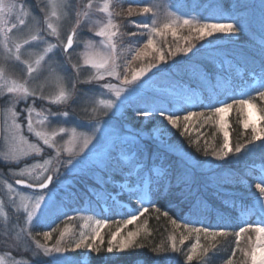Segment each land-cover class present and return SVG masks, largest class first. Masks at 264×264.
I'll return each instance as SVG.
<instances>
[{
    "label": "rangeland",
    "instance_id": "rangeland-1",
    "mask_svg": "<svg viewBox=\"0 0 264 264\" xmlns=\"http://www.w3.org/2000/svg\"><path fill=\"white\" fill-rule=\"evenodd\" d=\"M7 2L8 0H5V3ZM14 2L16 9L11 13L5 11L2 14L4 18L0 21V103L2 111L0 261L2 264H92L95 257L102 260L111 259L110 264H115L116 259L136 245L137 241L140 242L150 236L152 223L145 219V214L139 216L133 224L125 225L124 221L131 219L132 213L143 210L145 206L149 209L152 187L164 174L159 166L153 168L152 174L145 171L142 175L137 176L138 179L136 177L134 183H118L120 189L135 195L131 196L135 199L133 204L120 202L117 198L118 193L109 194L112 195L118 206L126 208L128 211L126 219L117 223H107L105 220L85 215L77 218L78 220L75 222L69 220L60 225L55 224L57 228L54 226L48 230L51 233L50 239L44 238L43 233L47 230L34 231L53 216V209L70 194L77 181L95 177L100 170L105 168L120 140H129L135 144L144 139H152L157 141L160 146L178 155L188 165L195 166L196 162L193 158L183 150L170 145L173 137L178 134L187 135L191 137L193 144H198L200 141L204 142V139L209 136V143H215V139L223 143L224 130L228 131L230 139V120L232 115H237L242 129L250 134V148L255 149L260 145L264 147V139L251 140L253 135L251 123L247 129L243 126V121L249 119L255 122L257 131L263 128V120L257 119V116L261 115L257 103L261 100H259L257 90L261 89L264 76L260 81L255 79L252 85L247 88L246 93L243 85L236 87V90L239 89L240 96L244 95L242 98H251L252 102L256 104L255 110L241 108L235 102L225 101L227 97H231L233 90L229 89L230 91L222 93L226 98L218 100L215 106H223L224 103L233 104L232 109L224 117L227 122L224 129L221 128L219 117L212 116L211 119H206L212 115L214 108H208L207 105L192 100L179 101L175 92H163V90H156L152 87L151 82L154 76L166 63L168 55L173 53L172 49H181L183 45L189 43L190 40L186 39L188 35L198 40L194 31L182 25L164 29L163 25L174 17L181 20L199 21L194 16L185 15L175 9L172 0H14ZM144 7H148L150 11L143 13ZM129 8L133 10L132 15L128 14ZM118 17L124 21L123 28L117 23ZM153 20L157 21L160 32L151 34L153 48L144 49L143 45L149 38V32L147 29L137 27L136 24H151ZM110 23L112 27H109ZM49 25L56 29L55 35L52 34ZM9 29L11 31H8ZM102 29H107L106 35L103 37L96 34ZM112 31H115L116 35L109 41L108 35ZM181 31H189L191 34H181ZM71 32H74V45L65 55L64 47ZM5 33H7L6 46ZM133 33L135 35H132ZM33 35H38L42 39L33 41L31 39ZM214 35L223 36L221 34ZM167 38L174 41V48H170L166 44L165 39ZM17 44L20 45L19 60L15 59ZM52 45L55 46L52 51H46ZM8 49L12 50L11 55ZM141 49H143V55L133 59L136 52ZM160 54L164 56L163 61L158 58ZM104 58H111L118 65L117 71L120 73V80L107 76L104 80L94 79L98 74H103L105 70L91 65L99 64ZM37 60L40 61L39 64L36 63ZM150 64L157 66L141 76L136 85L125 92L121 100L115 102L117 107L112 110L103 108L99 103L101 99H114V92L103 88L104 84L110 83L120 87L124 75L131 79L134 73L146 69ZM29 65L33 67L31 73L28 72ZM13 83L23 85L32 95L19 99L18 93H9L7 89ZM61 88L67 93L68 99L60 104L52 103V100L59 95ZM148 90L168 97L167 100L173 104L176 102L174 107L181 110L182 115H187L189 111H192L203 112L205 116L194 117L188 124V132H184L183 124L179 128H172L158 114L148 117L136 114L133 118L126 119L124 114L130 103ZM259 103L264 105V101ZM29 108L32 109L33 132L27 130ZM9 109L17 113L16 123L21 125L19 129L13 127ZM250 111H252L251 116H249ZM65 112L68 113L67 116L63 115ZM98 112H107V115H100L98 119L102 132L110 130V138L106 139L101 136L100 143H97L92 151L84 157L87 161L86 168L83 171L74 170L66 164L69 153L64 149H72L80 142V133H86L91 128ZM60 127H65L68 131L59 133ZM72 127L77 129L76 140L69 139ZM35 131H41L54 137L55 146L49 149L43 145V142L35 136ZM21 137L27 143H24ZM29 144H35L41 151L39 153L31 151ZM57 148L61 149L59 156L56 155ZM76 151L78 152L79 149L76 148ZM97 152L101 154L97 155ZM133 156L134 154L125 157L123 161L130 163ZM79 158L73 159V163ZM141 168L140 164L134 165L133 174H136ZM57 169H59L58 172ZM249 169L256 174L257 178L264 176V159L252 164ZM47 175H53V181L49 189L44 190L46 202L42 204L41 209L29 222L25 206L29 210L31 209V204L35 200V192L20 188L15 182L23 180L32 185H38ZM255 181L258 182V180ZM255 190L252 200L253 212L252 215L249 213L247 218L250 219L254 216L256 225L244 227L248 231L241 233L239 245L236 243V236H232L236 249L231 257L226 259L227 262L231 260L233 264H239V262L251 264L250 256L245 253H250L256 245L258 233L255 232V229L264 227V208L260 207L258 200L260 198L259 190L257 188ZM103 208L107 209L105 206ZM98 224L100 237L88 241L98 251H90L84 246L75 249L74 242L78 241L82 235L85 237L94 236ZM171 227H174L171 231L175 233L180 243L183 240L184 258L182 264H191L194 258L199 255L202 249V240H214L210 239L213 236L206 238L208 235L204 232L197 234L193 228L185 229L177 225ZM117 232L118 234L113 240L112 236ZM130 232L137 235L131 242H128L127 237ZM110 240L112 241V252L107 250ZM37 241L48 248H54L57 241H60L61 245L71 242L72 249L63 255L52 252L50 256H44L43 250L36 247ZM123 244L127 246L122 250L121 245ZM194 246L196 251L192 252ZM189 254L193 255L191 262L187 260ZM151 262L150 259L148 264Z\"/></svg>",
    "mask_w": 264,
    "mask_h": 264
},
{
    "label": "trees",
    "instance_id": "trees-1",
    "mask_svg": "<svg viewBox=\"0 0 264 264\" xmlns=\"http://www.w3.org/2000/svg\"><path fill=\"white\" fill-rule=\"evenodd\" d=\"M172 3L179 12L201 22H231L244 31L235 37L213 35L203 40L186 36L190 42L181 49H172L173 53L168 55L166 63L154 76L152 87L163 92L173 91L179 101L192 100L208 108L226 98L223 94L229 89L233 92L225 101L242 98L244 95L240 96L236 87L243 85L246 93L255 78L260 81L264 76V55L261 52L264 47V0H172ZM117 23L124 27L123 19L118 17ZM180 33L191 34L189 31ZM165 40L170 48H174L172 39ZM184 48L191 50L185 55ZM167 98L155 91H145L130 103L124 115L126 119L133 118L138 111L161 108L182 115V111L174 107L176 102L173 104ZM259 102V110L264 109ZM238 118L237 115L231 117L230 147L233 151L224 160L213 155L222 150V141L215 139V143H209L207 136L205 143L193 144L187 135L173 137L170 145L193 158L195 166L188 165L152 139L135 144L120 140L105 168L95 177L77 181L70 194L53 209V216L34 231H48L54 226L57 228V223L75 222L85 215L107 223L126 219V208L118 206L109 194L118 193L120 202L133 204L135 199L131 196L135 195L120 189L118 183H134L137 176L145 171L152 174L153 168L159 166L164 174L152 187L149 209L145 213V219L152 223V233L120 255L115 264H148L150 259L151 264H182L184 247L171 231L172 225L185 229L206 228L209 233L227 231V236L210 238L208 235L206 238L214 240H202V249L191 263L225 264L236 249L232 236L241 227L256 225L254 216L247 218L253 212L255 180H258L249 168L264 159V147L250 148V134L242 129ZM238 145L241 151L236 153ZM132 154L131 162L125 163L123 158ZM136 164L142 168L133 174ZM173 242L175 251L172 250ZM160 248L161 251H155ZM92 261V264L112 262L97 257Z\"/></svg>",
    "mask_w": 264,
    "mask_h": 264
},
{
    "label": "snow or ice",
    "instance_id": "snow-or-ice-1",
    "mask_svg": "<svg viewBox=\"0 0 264 264\" xmlns=\"http://www.w3.org/2000/svg\"><path fill=\"white\" fill-rule=\"evenodd\" d=\"M107 8V6H106ZM16 9V3L14 0H8L7 3H5V0H0V21L3 20V13L7 11L8 13L13 12ZM150 9L148 7H144L142 9L143 13H148ZM133 10L131 8L128 9V14L132 15ZM23 23V21H21ZM135 23V22H133ZM185 26L188 27L190 30L194 31L197 34V39L203 40L205 37H211L214 34H221L223 36H229V37H235L238 36L239 33L243 32V28H241L239 25L231 23V22H201L196 20H189V19H183L181 20L178 17H174L170 22L165 23L163 25L164 29H169L173 27H179V26ZM137 27L147 29L149 32V38L147 39V42L143 45L144 49L153 48V39L151 34H159L160 29L157 27V21L153 20L151 24L149 23H142V24H136ZM49 27L52 29V34H56V29L52 28L51 25ZM109 27H112L111 23L109 24ZM8 31H11L9 29ZM107 32V29H102L100 32L96 33L98 36H105ZM116 35L115 31H112L108 35L109 41H111V38ZM132 35H135L133 33ZM175 35V33H173ZM6 40H5V46L7 43V33H5ZM33 41L42 39V37L38 35H33L31 37ZM25 43H28V41H25ZM73 46V35H69L67 38V43L64 47V51L67 52L69 48ZM55 46H50L46 51L51 52L52 49ZM114 44L112 45V48L114 50ZM191 48H184L183 52L186 55ZM9 54H12V50L8 49ZM262 55H264V47L261 49ZM20 45L17 44L15 48V59H20ZM143 55V49L140 51H137L133 59L140 58ZM159 60L163 61L164 56L163 54L159 55ZM37 64L40 63L39 60L36 61ZM92 67L102 68L104 69L103 74H98L94 79L96 80H104L105 77H115L116 79L120 80L121 76L120 73L117 71L118 65L115 64L114 60L111 58H104L99 64L93 63L91 65ZM156 64H150L146 69H141L139 72H136L132 75L131 79L128 78L127 75H124L121 81L122 86L116 87L113 84L107 83L104 84L102 87L108 89L110 92H114V99H101L99 103L103 106L106 110H112L116 105V101L121 100L122 95L129 91L133 85H136V82L140 79L141 76L145 75L146 72L151 71L152 68L156 67ZM262 68H264V65H262ZM33 71V67L31 65L28 66V72L31 73ZM139 86L137 85V88ZM7 91L9 93H18L19 99H24L28 96H31L32 93L29 92V90L24 87L23 85H16L13 83L12 86L8 87ZM259 95V100L264 101V83H262L261 89L257 90ZM42 98V97H41ZM68 99L67 93L64 91L63 88H61L59 95H57L53 100L52 103L54 104H60L61 102ZM26 102V101H25ZM237 105H239L241 108H247L249 110H255L256 104H254L251 100V98H239L235 99L234 101ZM13 104H15V101H13ZM211 108H214V112L212 115L206 117V119H211L212 116H216L220 118V125L221 128L224 129L225 124L227 123L224 119L225 115L229 112L230 109H232L233 104L231 103H224L223 106H215L210 105ZM95 111V110H94ZM262 113H264V109H260ZM9 114L13 121V127L16 129H19L21 127L20 124L16 123L17 113L15 111H12L9 109ZM138 115H142L144 117H148L153 114H158L163 118V120L167 121L168 125H171L172 128H179L181 127V124L184 126V132L189 131L188 124L193 120L194 117H204L205 114L203 112H192L189 111L187 115H181L180 112H172V111H165L164 109H156L153 110H142L138 111ZM64 116H67L68 113H63ZM100 115H107V112H98L96 114V118H94V121L92 123L91 128L86 133H80V142L76 144V146L72 149H64V151H68L69 153V159L66 161V164L73 168L74 170L79 169L83 171L87 166V161L84 159L88 155L89 152L92 151V149L96 146L97 143H100L101 136H104L106 139L110 138V130L101 131V128L99 127V119L98 117ZM252 115V111L249 112V116ZM47 119V118H45ZM258 120H264V115L257 116ZM27 130L29 132H33V122H32V109H28V117H27ZM251 123L252 127V141L261 140L264 139V128H261L259 131H257L256 124L254 121H250L249 119H245L243 121V126L245 129L249 127ZM68 131L65 127H60L59 133H66ZM58 133V134H59ZM97 133H100V135H97ZM77 129L75 127L71 128V135L69 137L70 140H76L77 139ZM35 136L38 137L42 142L43 145H46L49 149L53 148L54 145V137L48 136L46 133L41 131H35ZM21 140L24 143H27L26 140H24L23 137H21ZM76 148L79 149V151H76ZM29 149L35 153H39L41 149L37 147L35 144H29ZM233 149L230 147V139H229V133L227 130H224L223 135V148L220 152L213 153L216 159L218 160H224L230 152H232ZM241 151V146L238 145L235 148V152L239 153ZM26 154V153H25ZM61 154V149H56V155L59 156ZM97 155H100V152L96 153ZM76 157H80L76 160L75 163H73V159ZM5 159H7V156H5ZM47 171V169H45ZM59 169H57V172ZM23 175V173H21ZM39 179V178H38ZM53 181V175H47L44 176L41 182L34 186L32 184L25 185L28 188H34L38 189V191H35V200L34 203L31 204V209L29 210L27 206H25V211L27 212V219L29 222L32 221L33 217L36 215L37 211L41 209L42 204L46 202V196L44 195V190L49 189L50 184ZM17 184H23V181L17 180ZM255 187L259 190L260 198L258 200L260 201V207L264 208V176H261L258 178V182L255 184ZM148 211V207H143V210H137V212H134L131 214V219H127L124 221L125 225L133 224L139 216H143ZM167 215V213H165ZM175 223V221H173ZM99 224L97 226V231L95 232L94 236H81V238L78 241L74 242L75 249H80L82 246L87 247L90 251H98L97 248H94L92 244L88 243L89 240H96L100 237L99 232ZM193 231H195L197 234L204 232L206 235H211L213 237L216 236H227L229 233L227 231H212L211 233L208 232L206 228H194ZM248 231L247 228L241 227L239 232L235 233L236 236V243L239 245V240L241 233ZM255 232L258 233L256 238V245L252 248L251 252H246L245 255L250 256L251 264H264V227H258L255 229ZM117 233H114L112 236V239L115 240ZM45 239L51 238V233L49 231H45L43 233ZM136 233H129L127 240L128 242H131L133 238L136 236ZM61 236H63V233H61ZM112 241H109V247L108 252H112L113 249L111 247ZM183 243V240L181 241ZM127 245L123 244L121 245V249L125 248ZM36 247L38 249L43 250L44 256H50L52 252H55L57 254L63 255L65 252H68L72 249V243L69 242L66 245H61L60 241H57V245L54 248H48L46 245L41 244L39 241L36 242ZM160 249H155V251H161ZM172 250L175 251V242H173ZM196 251V247L194 246L192 248V252ZM187 260L191 262L193 260V255L189 254L187 256ZM0 264H2V261H0ZM227 264H233L231 260L227 262Z\"/></svg>",
    "mask_w": 264,
    "mask_h": 264
},
{
    "label": "water",
    "instance_id": "water-1",
    "mask_svg": "<svg viewBox=\"0 0 264 264\" xmlns=\"http://www.w3.org/2000/svg\"><path fill=\"white\" fill-rule=\"evenodd\" d=\"M70 35H73V45H74V32H72ZM72 47L69 48L67 52L64 51V53L67 54L72 49ZM1 125H2V123H1V103H0V143H1V136H2V126ZM21 181H23V180H21ZM27 184H30V183L27 182V181H23V184L22 185L16 183V185L19 186V187H21V188H24V189H27V190H31V191H38V189L26 187L25 185H27ZM34 186H36V185H34Z\"/></svg>",
    "mask_w": 264,
    "mask_h": 264
}]
</instances>
